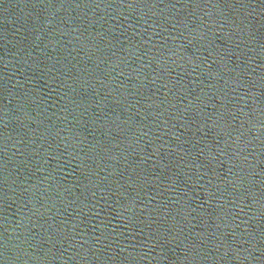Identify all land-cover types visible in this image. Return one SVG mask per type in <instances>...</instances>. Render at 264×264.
Here are the masks:
<instances>
[{"label":"water","instance_id":"water-1","mask_svg":"<svg viewBox=\"0 0 264 264\" xmlns=\"http://www.w3.org/2000/svg\"><path fill=\"white\" fill-rule=\"evenodd\" d=\"M0 264H264V0H0Z\"/></svg>","mask_w":264,"mask_h":264}]
</instances>
